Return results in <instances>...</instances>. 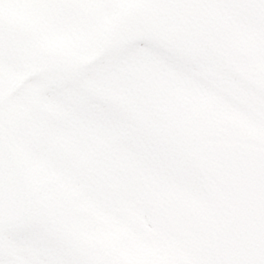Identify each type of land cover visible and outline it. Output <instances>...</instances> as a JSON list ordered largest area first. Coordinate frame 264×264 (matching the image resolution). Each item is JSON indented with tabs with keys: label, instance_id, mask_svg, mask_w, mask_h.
Instances as JSON below:
<instances>
[{
	"label": "rangeland",
	"instance_id": "obj_1",
	"mask_svg": "<svg viewBox=\"0 0 264 264\" xmlns=\"http://www.w3.org/2000/svg\"><path fill=\"white\" fill-rule=\"evenodd\" d=\"M232 2L184 0L182 8L180 0H137L107 30L100 12H85L60 48L46 44L47 0H32L33 18L0 11V98L43 65L96 53L132 8L153 13L166 35L117 45L86 68L41 72L0 110L35 196L32 218L0 233V264H218L214 224L221 202L197 162L196 130L212 123L264 142V91L210 87L207 71L193 70L205 58L221 62L200 35L238 71L258 70L264 84V69L249 65L251 59L264 65V43L244 42L253 29L264 36V11L244 1L245 11L236 14ZM67 21L51 30L63 31ZM150 61L154 68L141 67ZM209 91L216 121L205 114L191 121L189 111ZM100 193L112 204L136 200L146 220L155 216L159 251L140 263L123 252V231L115 246L93 238L90 207Z\"/></svg>",
	"mask_w": 264,
	"mask_h": 264
},
{
	"label": "water",
	"instance_id": "obj_2",
	"mask_svg": "<svg viewBox=\"0 0 264 264\" xmlns=\"http://www.w3.org/2000/svg\"><path fill=\"white\" fill-rule=\"evenodd\" d=\"M161 36L162 28L150 13L131 9L123 16L115 36L100 51L83 61L43 65L22 77L0 98V109L25 81L40 72L85 68L120 43ZM239 76L247 85L264 91V85ZM197 161L222 200L214 227L218 263L264 264V144L227 137L203 140ZM33 207V188L10 138L9 124L0 115V232L26 223Z\"/></svg>",
	"mask_w": 264,
	"mask_h": 264
},
{
	"label": "bare ground",
	"instance_id": "obj_3",
	"mask_svg": "<svg viewBox=\"0 0 264 264\" xmlns=\"http://www.w3.org/2000/svg\"><path fill=\"white\" fill-rule=\"evenodd\" d=\"M137 0H47V47L60 48L67 46L72 34L76 28L81 24L80 17L85 12L98 11L102 18L104 29H109L115 21L122 15L123 9L129 4H134ZM244 1L250 6H256L258 10L264 11V0H233L230 7L236 14H242L245 11ZM32 0H0V11L7 14L10 18H19L18 12L27 15L29 18L35 16V8L30 4ZM66 8H63V6ZM40 5V10L42 9ZM54 9H58L53 12ZM70 10V12H69ZM40 16V15H39ZM70 16V19H69ZM65 18L68 20L64 23V29L60 32L51 30L53 25L58 21L64 22ZM28 25V23H27ZM240 25V23H238ZM102 26V25H101ZM78 29V28H77ZM246 45L250 48H256L264 43V36L259 34L256 29L250 30L245 37ZM157 54H160L159 52ZM250 59L252 54H248ZM255 57H258L255 56ZM198 68H193L194 72L203 73L207 71L205 77L209 82L210 87H223L233 91H238L247 88L235 75L230 73L221 63L216 60L205 58L200 61ZM240 65H245V61L241 59ZM249 65L254 68L264 69V65L260 66L256 60L250 61ZM1 66V61H0ZM154 61L147 62L141 67L154 68ZM187 65H184L182 70H185ZM199 74V75H200ZM257 81H260V74L257 70L254 75ZM240 94V92H239ZM214 97V92L209 91L200 98L198 104L189 111V119L192 121L198 115L205 114L210 120L216 121V118L210 104H208ZM216 123L219 124L217 121ZM102 172V171H101ZM120 187V186H117ZM103 191V190H102ZM99 201L91 205L92 223L88 225V230L95 239L105 240L111 245H119L118 240L120 233L123 231L126 236V242L123 243V252L128 256L129 260H138L140 263L144 262V258L153 255L161 248L163 239L161 236V226L157 223L156 217L146 220L144 212H141V205L136 203V200H130L131 203L112 204L111 201H105L102 193L98 194ZM118 201V200H117ZM88 207V208H89ZM154 215V213H151ZM87 218V213H83L81 220ZM116 219L117 222L113 223ZM112 224V225H111ZM85 226L83 225V228ZM24 260L21 264H25Z\"/></svg>",
	"mask_w": 264,
	"mask_h": 264
},
{
	"label": "flooded vegetation",
	"instance_id": "obj_4",
	"mask_svg": "<svg viewBox=\"0 0 264 264\" xmlns=\"http://www.w3.org/2000/svg\"><path fill=\"white\" fill-rule=\"evenodd\" d=\"M159 22L163 26V22L160 20ZM180 28L181 27H179V29ZM184 28H193V27L184 26ZM233 135L239 137L241 134L235 133ZM217 136H225V132H221L220 130L214 128L211 125H203V126L198 127V129L196 130L195 139L199 143L202 139H208V138L217 137Z\"/></svg>",
	"mask_w": 264,
	"mask_h": 264
}]
</instances>
